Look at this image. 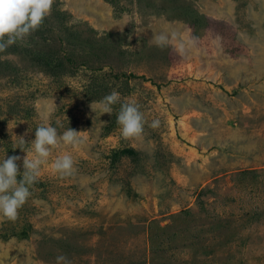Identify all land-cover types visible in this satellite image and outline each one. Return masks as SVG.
<instances>
[{"label":"rangeland","instance_id":"1","mask_svg":"<svg viewBox=\"0 0 264 264\" xmlns=\"http://www.w3.org/2000/svg\"><path fill=\"white\" fill-rule=\"evenodd\" d=\"M46 108L82 142L52 146L17 218L0 215V264H264V0H53L0 51V160L19 154L21 174Z\"/></svg>","mask_w":264,"mask_h":264},{"label":"clouds","instance_id":"2","mask_svg":"<svg viewBox=\"0 0 264 264\" xmlns=\"http://www.w3.org/2000/svg\"><path fill=\"white\" fill-rule=\"evenodd\" d=\"M52 4L53 0H0V51L38 29L50 13ZM169 39L166 32H154L151 42L163 47ZM119 100L120 93L113 89L99 101H93L91 108L96 114L97 111L101 114L111 113L112 106ZM41 115L45 122L36 127L35 138L32 140L35 155L29 158L27 153L23 158L22 174L17 164L21 159L19 154L7 155L0 160V215L10 220L17 218L19 209L30 197V186L38 179L41 165L49 157L52 146L60 143L77 145L82 142L80 131L73 127L58 134L57 127L47 123V108ZM117 121L124 137H135L142 133L145 118L135 102H124L120 105ZM158 124V119L151 122L152 127ZM53 168L61 176L72 175L75 170L73 156L69 153L57 156ZM56 261L57 264H71V260L64 254L57 255Z\"/></svg>","mask_w":264,"mask_h":264}]
</instances>
